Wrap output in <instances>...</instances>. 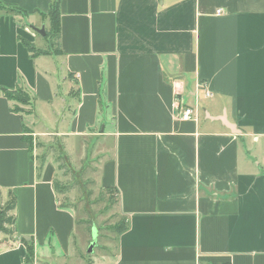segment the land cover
I'll return each instance as SVG.
<instances>
[{
	"label": "crops",
	"instance_id": "crops-1",
	"mask_svg": "<svg viewBox=\"0 0 264 264\" xmlns=\"http://www.w3.org/2000/svg\"><path fill=\"white\" fill-rule=\"evenodd\" d=\"M53 1L0 0L27 14L0 8V190L17 198L0 264L73 256L54 183L74 149L118 191L113 264H264V0H62L61 54L33 57L21 39L48 48L31 27Z\"/></svg>",
	"mask_w": 264,
	"mask_h": 264
},
{
	"label": "rangeland",
	"instance_id": "rangeland-1",
	"mask_svg": "<svg viewBox=\"0 0 264 264\" xmlns=\"http://www.w3.org/2000/svg\"><path fill=\"white\" fill-rule=\"evenodd\" d=\"M75 142L72 140L70 144ZM49 149L43 152L46 153ZM58 152L56 151L55 154L60 155ZM67 152L71 156V159L68 158L71 163L65 160L68 169L59 172L57 181L68 187L66 193L60 195L61 203L66 204L76 213L77 227L73 236L75 249L71 258L57 257L53 264H113L117 254V235L111 229L120 218L121 220L123 218L118 209V195L108 193L100 184V160L93 158L91 154V157H86L80 162L74 161L75 149L73 153L70 150ZM39 153L37 150L36 155ZM91 228L97 229L98 240L93 253L89 254L88 249L92 241L89 233Z\"/></svg>",
	"mask_w": 264,
	"mask_h": 264
},
{
	"label": "trees",
	"instance_id": "trees-1",
	"mask_svg": "<svg viewBox=\"0 0 264 264\" xmlns=\"http://www.w3.org/2000/svg\"><path fill=\"white\" fill-rule=\"evenodd\" d=\"M62 0H54L49 12L46 15H43L49 19V29H46V35L45 40L48 43V48L45 50H39L37 49L33 44L21 39V42L23 45L28 49L29 53L33 57H39V56H50L53 53L55 55H60L61 51L56 48L54 50V47L56 46L54 42H56L59 39L60 35V2ZM1 9L5 10L7 13L14 14L16 16H27V14L22 11L21 9L17 8L16 6L12 5H3L0 6ZM58 47V46H57ZM6 97L10 101L16 102L18 105L13 107V111L17 113L23 112L24 106H30L32 104V99L30 95L23 89H16L15 91H6L5 92ZM65 157L61 156L59 157V163H60V170L68 169V165L65 161ZM55 188L59 194H65L68 190V187L66 185H62L59 182H55ZM108 193H114L115 195H118V191L113 188L105 189ZM104 194L102 195V197ZM118 202V200H117ZM116 202V203H117ZM17 207V198L14 195V193L9 192L8 198L4 200L3 194L0 190V237L5 236L9 240H14V227L16 223V211ZM113 233H115L117 236H120L124 232L128 230V224L126 222L125 218H120L119 222H117L113 228L111 229ZM28 245V255L27 259L30 260L34 256V245L33 243H27Z\"/></svg>",
	"mask_w": 264,
	"mask_h": 264
},
{
	"label": "built area",
	"instance_id": "built-area-1",
	"mask_svg": "<svg viewBox=\"0 0 264 264\" xmlns=\"http://www.w3.org/2000/svg\"><path fill=\"white\" fill-rule=\"evenodd\" d=\"M221 11H219L220 13ZM207 97H211L210 93L206 94ZM176 107V119L181 121H195L197 120V112L193 107L181 105L178 101L175 102Z\"/></svg>",
	"mask_w": 264,
	"mask_h": 264
},
{
	"label": "water",
	"instance_id": "water-1",
	"mask_svg": "<svg viewBox=\"0 0 264 264\" xmlns=\"http://www.w3.org/2000/svg\"><path fill=\"white\" fill-rule=\"evenodd\" d=\"M31 28L33 29V31H35L36 33H38L42 37H45V35H46L45 28H42V29H38V28H35V27H31ZM92 237H93V239H92V242H91L90 247L88 249V253L89 254L93 253L94 248L97 246L98 233H97V229L96 228L93 229Z\"/></svg>",
	"mask_w": 264,
	"mask_h": 264
}]
</instances>
